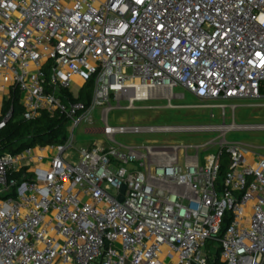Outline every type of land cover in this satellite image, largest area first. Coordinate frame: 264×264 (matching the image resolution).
Wrapping results in <instances>:
<instances>
[{
  "label": "built area",
  "instance_id": "2783aa9c",
  "mask_svg": "<svg viewBox=\"0 0 264 264\" xmlns=\"http://www.w3.org/2000/svg\"><path fill=\"white\" fill-rule=\"evenodd\" d=\"M90 81L88 101H64ZM176 88L207 103H175L186 98ZM2 91L0 130L43 112L70 123L38 154L0 153V264H216L218 252L223 264H264V155L226 140L264 129L234 120L238 100L264 98V0H0ZM17 94L14 118L4 107ZM150 101L218 109L223 123L109 124L113 108ZM84 121L101 138L78 149ZM195 133L219 136L117 141Z\"/></svg>",
  "mask_w": 264,
  "mask_h": 264
},
{
  "label": "rangeland",
  "instance_id": "374dc122",
  "mask_svg": "<svg viewBox=\"0 0 264 264\" xmlns=\"http://www.w3.org/2000/svg\"><path fill=\"white\" fill-rule=\"evenodd\" d=\"M176 93H184L185 99L181 101H175L180 104H199L203 105L207 102L205 100L194 97L189 92L182 88H176ZM166 101H150L145 103H138L136 108L124 109L113 108L109 113V124L112 126L119 125L121 122H140V123H152V124H222L223 120L220 118V111L214 109L212 113L214 117H211V111L202 108H181V109H167L161 108L165 106ZM238 103L245 104V107H240L235 113L234 120L238 125H257L264 124V98L258 100H238ZM126 107V103H122ZM152 106L154 108H148ZM159 106V107H156ZM91 118L94 120L95 127H102L99 112L91 114ZM233 121L232 113L227 111L226 123L229 124ZM90 127L89 121H84L75 131L76 134V147L83 148L88 145V142L100 139L101 137L90 136L86 134V131L92 132L88 129ZM88 129V130H87ZM218 137L216 133H200V134H166V135H142L131 136L121 135L117 137V141L125 146H131L133 144H142L147 142H204L209 139ZM224 138L223 136L220 137ZM226 140L228 142L243 143L250 148L257 150L264 155V129H236L227 134ZM36 148V147H35ZM34 148V151L36 150ZM210 152H217V150H211ZM52 154V152H51ZM77 159V158H76ZM49 159L46 158L44 164L47 165Z\"/></svg>",
  "mask_w": 264,
  "mask_h": 264
},
{
  "label": "trees",
  "instance_id": "16d2710c",
  "mask_svg": "<svg viewBox=\"0 0 264 264\" xmlns=\"http://www.w3.org/2000/svg\"><path fill=\"white\" fill-rule=\"evenodd\" d=\"M91 90L92 82L90 81L84 87L78 99L74 98L68 90H63L62 96L65 102L75 100L88 101L90 99ZM10 103L14 105V118H17L23 111L22 105L19 103V95L13 96L9 102L5 103V111L10 106ZM69 123L70 122L64 115L60 113L51 115L47 112H43L41 116L34 119H21L17 121L13 119L0 130V153H19L27 148L61 143L67 137ZM228 163V155L226 150L223 149L220 157L221 169L219 182L224 178L228 169ZM230 222L231 218L227 216L225 219V226L229 225ZM212 243L213 242H210L209 245ZM219 255L220 253L218 252L216 264H223Z\"/></svg>",
  "mask_w": 264,
  "mask_h": 264
},
{
  "label": "crops",
  "instance_id": "0c3cea01",
  "mask_svg": "<svg viewBox=\"0 0 264 264\" xmlns=\"http://www.w3.org/2000/svg\"><path fill=\"white\" fill-rule=\"evenodd\" d=\"M3 96H4V92L2 91V92H0V100L2 99ZM38 153H39V150H38V148H36L35 154H38Z\"/></svg>",
  "mask_w": 264,
  "mask_h": 264
},
{
  "label": "water",
  "instance_id": "95a60500",
  "mask_svg": "<svg viewBox=\"0 0 264 264\" xmlns=\"http://www.w3.org/2000/svg\"><path fill=\"white\" fill-rule=\"evenodd\" d=\"M124 190H125V186L122 188V191L124 192ZM123 198L122 197H120V200H122Z\"/></svg>",
  "mask_w": 264,
  "mask_h": 264
}]
</instances>
